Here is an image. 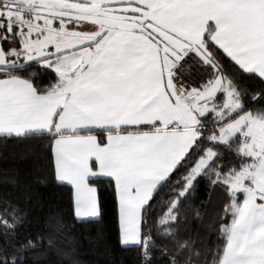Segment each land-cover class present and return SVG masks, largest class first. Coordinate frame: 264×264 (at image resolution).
Listing matches in <instances>:
<instances>
[{"label":"snow or ice","instance_id":"6c2138e0","mask_svg":"<svg viewBox=\"0 0 264 264\" xmlns=\"http://www.w3.org/2000/svg\"><path fill=\"white\" fill-rule=\"evenodd\" d=\"M245 80L264 85V0H0V136L50 141L76 222H99L108 181L137 264H264V88ZM210 208L214 245L187 234ZM25 222L0 202V264L51 247Z\"/></svg>","mask_w":264,"mask_h":264},{"label":"trees","instance_id":"16d2710c","mask_svg":"<svg viewBox=\"0 0 264 264\" xmlns=\"http://www.w3.org/2000/svg\"><path fill=\"white\" fill-rule=\"evenodd\" d=\"M37 71H40L37 69ZM47 79L46 76L43 77ZM252 92H259L264 85L255 80H245ZM247 103L251 104L252 101ZM261 107L253 105V110ZM50 141L45 138L21 139L0 137V202L11 201L23 210L25 223L20 228V237H51L52 245L45 244L42 250L29 252L23 264H71L65 251L70 247L78 251L83 264H137V250L123 248L118 243V215L114 190L104 180L98 182L102 218L99 222H76L72 214L70 188L56 181L52 168ZM205 181L197 186L196 203L204 197ZM169 198V191L161 189L154 208L159 211ZM203 222L189 220L188 233L199 243L214 245L217 233L213 231L212 208ZM56 221H51V216ZM106 236L104 246H90L97 231ZM5 244L0 238V247ZM152 264H166L167 258L158 250L152 252Z\"/></svg>","mask_w":264,"mask_h":264},{"label":"crops","instance_id":"0c3cea01","mask_svg":"<svg viewBox=\"0 0 264 264\" xmlns=\"http://www.w3.org/2000/svg\"><path fill=\"white\" fill-rule=\"evenodd\" d=\"M0 137H5V136H0ZM117 215H118V210H117Z\"/></svg>","mask_w":264,"mask_h":264}]
</instances>
